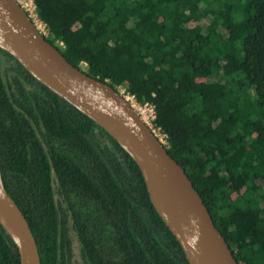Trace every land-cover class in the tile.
<instances>
[{
	"label": "trees",
	"instance_id": "1",
	"mask_svg": "<svg viewBox=\"0 0 264 264\" xmlns=\"http://www.w3.org/2000/svg\"><path fill=\"white\" fill-rule=\"evenodd\" d=\"M34 3L71 64L154 106L239 264H264V0ZM0 163L42 264H190L132 157L1 48ZM0 264H21L1 224Z\"/></svg>",
	"mask_w": 264,
	"mask_h": 264
},
{
	"label": "water",
	"instance_id": "2",
	"mask_svg": "<svg viewBox=\"0 0 264 264\" xmlns=\"http://www.w3.org/2000/svg\"><path fill=\"white\" fill-rule=\"evenodd\" d=\"M0 48L38 81L104 128L132 157L150 199L190 264H239L184 167L168 152L122 92L71 64L18 0H0ZM0 224L21 264H42L34 232L9 194L0 163Z\"/></svg>",
	"mask_w": 264,
	"mask_h": 264
},
{
	"label": "built area",
	"instance_id": "3",
	"mask_svg": "<svg viewBox=\"0 0 264 264\" xmlns=\"http://www.w3.org/2000/svg\"><path fill=\"white\" fill-rule=\"evenodd\" d=\"M22 7L27 11V13L32 17L35 24L39 28V30L46 36L47 34L44 33L43 29H40L37 22L39 21L45 29V24L39 19L37 14V7L34 3V0H18ZM49 35V34H48ZM47 37V36H46ZM120 92L128 99V101L132 104V106L140 113L143 120L148 124V126L152 129L154 134L158 137V139L166 146L168 144V138L167 135L162 132V130L155 126L154 120L156 117L154 106L151 104H141L138 102L135 96L127 93L125 89L120 88ZM145 109V111H148L150 114H146L145 111L142 109Z\"/></svg>",
	"mask_w": 264,
	"mask_h": 264
},
{
	"label": "rangeland",
	"instance_id": "4",
	"mask_svg": "<svg viewBox=\"0 0 264 264\" xmlns=\"http://www.w3.org/2000/svg\"><path fill=\"white\" fill-rule=\"evenodd\" d=\"M37 24H38V26L40 27V29H43V30H44V33L47 34L46 36H48L49 33H48L46 27H45V29H44V26H43L39 21L37 22ZM42 32H43V31H42ZM84 67L86 68L87 66L84 64ZM142 110L145 111L144 108H143ZM145 113H146V114H150L148 111H145Z\"/></svg>",
	"mask_w": 264,
	"mask_h": 264
}]
</instances>
